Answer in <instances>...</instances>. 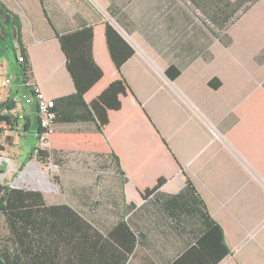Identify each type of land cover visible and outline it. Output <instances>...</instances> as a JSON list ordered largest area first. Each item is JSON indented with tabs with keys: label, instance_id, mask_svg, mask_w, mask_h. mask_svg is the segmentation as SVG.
Here are the masks:
<instances>
[{
	"label": "crops",
	"instance_id": "obj_1",
	"mask_svg": "<svg viewBox=\"0 0 264 264\" xmlns=\"http://www.w3.org/2000/svg\"><path fill=\"white\" fill-rule=\"evenodd\" d=\"M2 1L21 18L34 84L53 100L76 92L58 35L113 27L134 51L121 74L182 166L171 173V156L147 135L129 96L105 129L125 175L108 156L105 170L95 169L101 142L52 140L62 169L58 187L71 204H48L69 205L107 237L100 264H264V0L246 10L234 6L239 0ZM93 31L104 78L87 102L113 75L102 28ZM168 69L177 75L169 78ZM63 104L70 116L86 114ZM12 113L18 124L5 132L3 153L27 161L35 157L37 111L20 101ZM55 128L96 133L89 121ZM160 177L166 180L146 192Z\"/></svg>",
	"mask_w": 264,
	"mask_h": 264
},
{
	"label": "trees",
	"instance_id": "obj_2",
	"mask_svg": "<svg viewBox=\"0 0 264 264\" xmlns=\"http://www.w3.org/2000/svg\"><path fill=\"white\" fill-rule=\"evenodd\" d=\"M256 1L239 0L234 6L237 9L244 6V10H246ZM98 27L102 28L106 56L113 75L110 83L92 101L87 102V92L104 78L103 69L93 57V28ZM22 36L20 16L13 13L0 0V58L7 57L9 52L12 53L14 60L9 61L15 84L20 86L24 94L35 98L37 87L33 82L32 64ZM57 39L66 58L67 71L74 82L76 92L70 96L53 100L54 105L51 111L55 114L54 126L63 122L89 121L95 125L96 133L59 134L55 132V128V131L49 135V148L51 149L54 138L62 137L77 139L76 141L86 139L91 143L101 142L104 149L95 151L97 152L96 156L102 158L103 165L107 164L103 156L110 157L118 174L125 175L119 156L116 154L113 144L108 140L105 129L110 114L121 109L122 100L129 96L139 109L143 121L146 122L143 129H146L147 135L155 136L158 143L171 156L176 166L172 168L171 173L181 171L182 166L170 153L151 118L141 108L136 96L121 74L120 70L123 64L133 55L134 51L125 43L120 34L108 23H102L97 27L90 25L78 31L58 35ZM20 58L21 60H19ZM166 74L172 79L177 75V71L168 69ZM10 92V95L0 102V152L4 151V144H8L10 141L9 136H5V132H12L18 124V119L12 115V111L15 109L13 99L18 96L19 91L10 90ZM67 100L73 106H81L86 114L74 117L66 114L63 103ZM39 131L41 128L38 122L37 142ZM36 158L40 163L50 160H54L56 165L60 163V159L53 149L39 152ZM55 180L57 181V179ZM165 180L163 177L158 178L154 187L149 188L146 192L154 191ZM187 186L192 188L190 181ZM42 194L39 190L11 188L8 183H0V216L3 218L6 232L4 237H0V260L4 264H100L102 249L108 243L107 237L104 238L101 233L92 228L69 205L48 204ZM216 228L221 231L219 226L216 225ZM222 249L223 257L227 254V248L223 246Z\"/></svg>",
	"mask_w": 264,
	"mask_h": 264
},
{
	"label": "rangeland",
	"instance_id": "obj_3",
	"mask_svg": "<svg viewBox=\"0 0 264 264\" xmlns=\"http://www.w3.org/2000/svg\"><path fill=\"white\" fill-rule=\"evenodd\" d=\"M9 60H14L11 52L8 53L7 57L0 58V76L8 80L5 86H0V102L4 101L10 95V90L12 91V89L19 91L20 96L24 95V91H22L20 86L15 84L16 82L13 79L14 75ZM29 141L30 143L32 142L31 139ZM31 147H33V143L27 146V150L30 151ZM0 157L8 159V161H1L0 163V183H8V185H14L27 190L36 188L43 193L42 195L47 203L55 204L65 201L71 204L70 193H65L64 195L61 192L63 188L58 187V179L62 176L60 173L62 169L59 165H56L54 160L40 163L34 157L28 163L26 160H20L21 162H26L22 165L19 163V160L11 158L10 154L0 152ZM102 163L103 160L101 159L96 164L95 169L97 171L105 170L107 164L103 165ZM42 174L45 176L43 180L41 179ZM4 225L3 218L0 216V237L5 236Z\"/></svg>",
	"mask_w": 264,
	"mask_h": 264
},
{
	"label": "built area",
	"instance_id": "obj_4",
	"mask_svg": "<svg viewBox=\"0 0 264 264\" xmlns=\"http://www.w3.org/2000/svg\"><path fill=\"white\" fill-rule=\"evenodd\" d=\"M19 60H21V58ZM7 83L8 80L0 76V86H5ZM35 93V98H31L25 94L23 97L14 99V102L16 104L22 101L26 105H35L37 119L41 128V131L38 133L39 140L36 147L33 149V153L36 158L39 152H45L49 147V135L55 131L53 123L55 114L51 111L54 105L53 99L45 97L38 88L35 89Z\"/></svg>",
	"mask_w": 264,
	"mask_h": 264
},
{
	"label": "water",
	"instance_id": "obj_5",
	"mask_svg": "<svg viewBox=\"0 0 264 264\" xmlns=\"http://www.w3.org/2000/svg\"><path fill=\"white\" fill-rule=\"evenodd\" d=\"M1 161H7V159H4V158L0 157V163H1ZM0 172H1V171H0ZM41 177H42L41 179L43 180V178L45 177L44 174H42ZM10 187H11V188H15V187H17V186L10 185ZM30 190H38V189H36V188H32V189H30ZM0 264H4V263L0 260Z\"/></svg>",
	"mask_w": 264,
	"mask_h": 264
},
{
	"label": "bare ground",
	"instance_id": "obj_6",
	"mask_svg": "<svg viewBox=\"0 0 264 264\" xmlns=\"http://www.w3.org/2000/svg\"><path fill=\"white\" fill-rule=\"evenodd\" d=\"M32 167H33V165H32Z\"/></svg>",
	"mask_w": 264,
	"mask_h": 264
}]
</instances>
